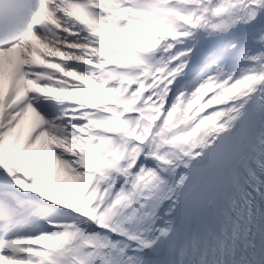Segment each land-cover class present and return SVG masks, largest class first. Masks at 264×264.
Segmentation results:
<instances>
[{
  "label": "snow or ice",
  "instance_id": "6c2138e0",
  "mask_svg": "<svg viewBox=\"0 0 264 264\" xmlns=\"http://www.w3.org/2000/svg\"><path fill=\"white\" fill-rule=\"evenodd\" d=\"M0 264H264V0H0Z\"/></svg>",
  "mask_w": 264,
  "mask_h": 264
}]
</instances>
